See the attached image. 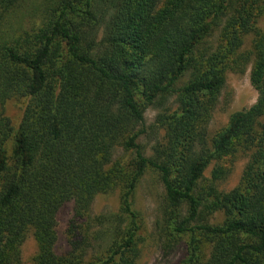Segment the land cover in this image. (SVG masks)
Here are the masks:
<instances>
[{
	"label": "trees",
	"instance_id": "16d2710c",
	"mask_svg": "<svg viewBox=\"0 0 264 264\" xmlns=\"http://www.w3.org/2000/svg\"><path fill=\"white\" fill-rule=\"evenodd\" d=\"M249 69L256 102L211 133L229 74ZM14 98L26 100L17 125ZM148 170L164 189L152 236L166 253L264 264V0H0V264L22 263L29 234L33 264H141ZM113 192L119 209L93 215Z\"/></svg>",
	"mask_w": 264,
	"mask_h": 264
},
{
	"label": "rangeland",
	"instance_id": "374dc122",
	"mask_svg": "<svg viewBox=\"0 0 264 264\" xmlns=\"http://www.w3.org/2000/svg\"><path fill=\"white\" fill-rule=\"evenodd\" d=\"M30 12V11H29ZM26 23L29 19L26 18ZM258 97V93L252 86L250 81V69L245 74L230 73L227 80V85L223 91L220 102L214 112L212 121L209 126L211 133H215L226 125L232 113L249 108L253 105ZM25 99H10L5 104V113L9 116L14 125L20 122L25 106ZM157 110L149 108L146 112V121L152 124L156 117ZM151 137H142L141 142L147 145V154L151 155L150 146ZM246 156L239 155L229 162L232 164V173L223 183L225 189L235 187L241 178L243 169L246 165ZM214 165L206 171V176L210 177ZM164 189L158 177V174L153 170H148L136 193V208L142 213L148 229L147 244L144 247L141 264H180V259L184 256V247H179L172 253H166L160 244L152 236L154 223L159 216L160 204L162 201ZM119 209V193L113 192L110 194L98 195L92 206V214L98 215L101 213L115 212ZM73 203L65 205L58 214V231L59 243L57 250L64 251L67 248L65 230L69 220L72 217ZM222 215H218L213 221H219ZM38 246L32 234H29L22 246V263L33 264V258L36 255Z\"/></svg>",
	"mask_w": 264,
	"mask_h": 264
}]
</instances>
